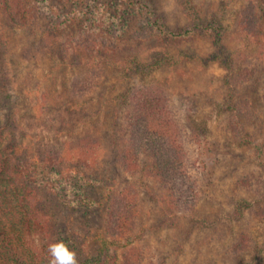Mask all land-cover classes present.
Returning a JSON list of instances; mask_svg holds the SVG:
<instances>
[{
	"label": "rangeland",
	"instance_id": "rangeland-1",
	"mask_svg": "<svg viewBox=\"0 0 264 264\" xmlns=\"http://www.w3.org/2000/svg\"><path fill=\"white\" fill-rule=\"evenodd\" d=\"M40 1L32 37L4 29L0 94L8 98H0L32 152L76 154L81 138L96 143L97 153L73 169L37 167L70 203L58 219L87 237L77 260L95 256L108 200L132 187L139 213L131 243L142 264H264V0H191L210 29L187 34L182 0ZM159 26L181 35H162ZM216 32L232 71L213 60L226 57L210 38ZM161 54L172 59L122 80L129 57L148 63ZM82 83L85 93L75 88ZM144 87L162 91L179 127L196 194L191 211L169 209L155 178L115 160L111 143L121 147L128 137L121 95Z\"/></svg>",
	"mask_w": 264,
	"mask_h": 264
},
{
	"label": "trees",
	"instance_id": "trees-1",
	"mask_svg": "<svg viewBox=\"0 0 264 264\" xmlns=\"http://www.w3.org/2000/svg\"><path fill=\"white\" fill-rule=\"evenodd\" d=\"M40 2L0 0V62L4 60L6 48L4 29L25 28L32 37L35 33L33 20L40 9ZM182 4L192 26L185 29L184 34L192 28L203 32L210 29L197 17L191 0H182ZM46 27L48 25L39 27L40 32H44ZM159 31L170 38L181 35L161 26ZM210 38L215 47L221 48L220 54H226L225 58L215 56L213 60H220L228 71H232L231 54L224 51L220 32L212 33ZM129 58L119 66L122 80L129 81L132 76L152 71L163 61L172 59L165 54L152 55L148 63ZM5 78L6 74L4 76L0 67V93L3 92ZM89 87V84L82 83L75 88L85 93ZM3 98L8 96L3 95ZM120 104L128 107L125 110L128 137L121 147L117 145L119 141L111 143L117 150L115 160L126 171L141 168L155 178L165 192L161 197L169 209L191 211L196 194L187 172L180 130L169 110L166 96L156 87L128 88L121 95ZM23 132L12 106L0 98V264H48V245L58 240H63L70 249L83 255L87 237L71 226L70 219H58L60 209L70 203L59 199L37 167L44 169L56 164L73 169L77 163L91 159L97 153L96 143L81 138L76 154H72L69 148L38 153L23 145ZM138 213V198L132 187L113 193L105 206L103 231L96 238V254L84 256L79 264H142L141 249L131 243ZM163 222L156 227L163 226Z\"/></svg>",
	"mask_w": 264,
	"mask_h": 264
},
{
	"label": "clouds",
	"instance_id": "clouds-1",
	"mask_svg": "<svg viewBox=\"0 0 264 264\" xmlns=\"http://www.w3.org/2000/svg\"><path fill=\"white\" fill-rule=\"evenodd\" d=\"M48 264H79L76 252L63 240L50 243L47 248Z\"/></svg>",
	"mask_w": 264,
	"mask_h": 264
}]
</instances>
